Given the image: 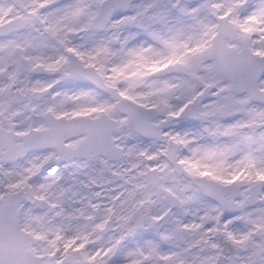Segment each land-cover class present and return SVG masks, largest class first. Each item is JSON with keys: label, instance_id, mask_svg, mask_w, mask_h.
Wrapping results in <instances>:
<instances>
[{"label": "snow or ice", "instance_id": "snow-or-ice-1", "mask_svg": "<svg viewBox=\"0 0 264 264\" xmlns=\"http://www.w3.org/2000/svg\"><path fill=\"white\" fill-rule=\"evenodd\" d=\"M0 264H264V0H0Z\"/></svg>", "mask_w": 264, "mask_h": 264}]
</instances>
